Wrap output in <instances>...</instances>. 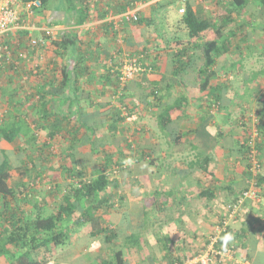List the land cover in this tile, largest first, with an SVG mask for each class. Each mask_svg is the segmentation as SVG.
I'll return each mask as SVG.
<instances>
[{"label": "crops", "instance_id": "crops-1", "mask_svg": "<svg viewBox=\"0 0 264 264\" xmlns=\"http://www.w3.org/2000/svg\"><path fill=\"white\" fill-rule=\"evenodd\" d=\"M100 1L101 6L103 4L111 6L108 14L102 19L97 17L79 27L73 24L74 17L65 12L67 0H52L53 6L48 10L42 13L34 11L29 17L26 3L21 1L17 5L24 22L28 23L27 26H32V29H15L4 36L5 40L10 41L13 53L11 59L15 62L14 65L0 64V115L2 112H5L6 116L8 113L21 114V110H27L30 119L38 116L41 108L47 107L52 112L67 110L69 101L67 96L71 97L73 93L67 92V88L63 90L64 67L67 66L71 77H74V64L84 57L85 52L88 72L81 76L79 97L82 100L89 97V101L97 103L94 104L96 111L104 108L105 103L111 102L114 96L113 79L111 82L105 81L102 75L106 69L112 72L115 68L111 66L116 60L113 58L115 51L138 53L155 43L160 47L156 52L161 53L160 57L163 58L161 49L164 41L160 40L158 30L160 28L148 32L145 25L124 24L125 22L119 18L124 11L118 13L115 10L122 5L128 6V9L131 4H134L132 7L141 5L137 14L153 16L155 22L157 19L154 18V14L159 13V7L164 8L171 6L172 3H178L180 8L183 0ZM220 2L194 0L202 17L219 22L220 18L216 17L215 12ZM223 3L225 2H221L220 5ZM33 7L36 6L33 5L32 10ZM262 13L253 16L252 23L247 25H244L245 17L237 15L234 22L229 25L228 29L235 32V42H231L228 52L220 56L213 65L216 76L211 79L210 86L219 87L217 92L199 91L195 88L193 85L199 84V77L191 75V70L182 74V77L187 79L185 84L180 82V78L176 79L177 77L174 78L172 75L166 77L160 72L163 70V65L162 68L160 66L161 61L158 63L161 79H167L173 85L170 89L171 94L176 96L184 93L188 102L181 114L179 113L177 130L179 139H174V133L170 135L171 137L165 135L158 127L155 131L156 138L151 145L154 144L156 152V172L137 174L129 178L128 183L136 184L139 180L141 184L139 186L143 187L141 193L143 200L139 205L142 225L139 229L131 230L144 235L142 231L144 221L149 222L150 226L145 227L155 228L154 233L156 232L159 240L168 238L171 241L173 254L178 257L175 263L197 264L196 253L208 247L209 235L215 228L220 227L219 225L225 224L233 230V234L225 238L232 252L231 255H219L215 264H264V13ZM162 19L168 20L166 16ZM50 23L55 24L51 26ZM77 27L79 32H75ZM43 28L51 30L49 37H44L41 31ZM246 29L251 31H245ZM254 30H258V34ZM150 33L153 34L154 40L147 37ZM63 34L76 35L79 39L76 46H71L68 50L62 48L56 50L52 41L60 39ZM249 36L253 40L244 44V39ZM259 36L261 38L257 41ZM43 37L44 43L34 48L28 46L29 39ZM116 45L120 51L115 49ZM248 57H251L250 62L246 61ZM197 64H201V61H197ZM80 70L78 67L77 73H81ZM214 100H219L220 108L215 114H211L208 111V104ZM86 109L88 108L85 107ZM145 111L147 110L141 112L143 116ZM255 120L260 133V140L255 147L256 159L260 165L258 173L261 175L260 179H255L260 200H246L236 212L231 213L227 207L235 197L248 188L249 167L252 166L247 155L240 152L238 143L245 137V131ZM31 126L34 128L35 124ZM141 146L149 148L146 143L141 142ZM150 150L153 155L152 149ZM205 155L208 157L207 172L201 168L206 159ZM129 186L133 187L129 184L126 187ZM134 193L129 196V200L125 195V202L130 201L132 204L135 200V196L132 197ZM145 193L149 194L145 196ZM152 197L157 198V207L154 211L150 201ZM125 209L129 212L127 208ZM144 210L147 214L154 213V217L146 218ZM242 230H245L246 234L242 233ZM147 238L151 242L155 237L150 235ZM129 259H133L134 263L144 264L136 253ZM156 264H165V261Z\"/></svg>", "mask_w": 264, "mask_h": 264}, {"label": "trees", "instance_id": "trees-1", "mask_svg": "<svg viewBox=\"0 0 264 264\" xmlns=\"http://www.w3.org/2000/svg\"><path fill=\"white\" fill-rule=\"evenodd\" d=\"M21 1H38L39 6L33 7V12L36 13H42L52 7L51 0ZM220 1L225 3L218 4V11L216 10L217 14L215 15L220 18L221 22L202 17L194 0H183L181 4L183 6L180 5V8L183 9L180 18L176 20V24H173L172 28L167 29L170 33L167 38H164V46L161 49L164 54L163 58L161 59V53L156 52L160 50V47L155 43L151 47H147L145 52L128 53L131 57L137 56L138 63L145 70L139 71L123 85L120 83V70L117 68L121 64L117 56L119 52L115 51L113 58L116 60L111 64L115 68L112 72L106 69L102 76L105 81L111 82L113 79V94L117 96L116 100L124 109L107 102L105 109L101 107L96 111L94 104L97 105V103L89 101V97L80 99L79 82L81 76H85L88 72V64L85 60L87 52H85L84 57L74 64V77H71L68 67H64L63 86L65 88L63 87V90L67 88V92L73 93V98L67 96L69 99L67 110L60 109L52 112L47 107L41 108L38 116L30 119L27 116V110H21V114L6 116L0 125V142L12 144L18 139H22V145L26 147L23 146L20 150L27 149V145L32 144L31 147L40 150V154L33 158L31 151L26 155L23 153L20 155L14 149L12 151L0 149V264H49V253L69 245L73 236L86 234L99 238L101 244H104L105 249L111 253L97 258L90 264H141L134 263L133 259H129L134 253L140 257L144 264H156L161 261H165V264H178L175 263L178 261V257L173 254L171 241L168 238L159 240L156 232L148 231L147 235H143L141 232L127 227L130 220L128 211L124 207L126 199L121 192L125 178L118 177L116 172L125 167L126 159L130 155L113 147V152L116 153L111 152V149L110 152L105 153L102 164L93 172L85 165L79 168L76 157L82 152L81 149L79 150L80 144L93 145V149L90 150L92 152L97 151L98 146L101 150H105L106 146H111L115 140L111 142L108 138L106 141L100 139L97 141L99 135L96 133H100L102 128H105L108 135L114 136L119 125L126 119L136 121L138 118H142L143 110L153 109L157 127L165 135L170 136L174 133V139H179L180 135L177 132L179 115L188 102V98L184 93L173 96L170 91L172 83L167 79L162 80L160 74L162 73L166 77L172 75L174 78L177 77L176 79L180 78V82L185 84L187 79L182 77V74L191 70L192 72L189 71L191 75L199 77V84L193 85L195 88L199 91L217 92L219 87L210 86L211 79L216 76L213 65L216 64L220 56L228 52L231 42H235V32L228 29L229 25L234 22L235 16L246 13L248 5L252 2H256V6L254 11L245 17L244 25L251 24L253 16L259 12L264 13V0ZM67 2L65 12L74 17L73 24L78 27L97 17L104 18L108 14V9L111 8L106 4L101 6L100 0H95L93 3L91 0H67ZM133 5L131 4L129 7L131 8ZM169 7H164L162 18L165 17V10H169ZM126 9L128 6L122 5L115 11L121 13ZM123 22L136 26L154 24L153 16L145 17L139 14L137 21ZM54 24L50 23L49 25ZM78 27L75 28V32H79ZM159 28L161 27L159 26ZM164 29L166 27L161 28L162 31ZM159 35L161 36L162 32ZM77 40L79 41L76 35L63 34L60 39L53 40L52 44L56 50L61 48L68 50L71 46H76ZM5 42L12 52L10 41L5 40ZM39 44L41 43L31 46L30 39L28 41V46L32 48ZM115 49L120 51L118 47ZM198 58L201 64H197ZM159 61H161V68L163 65L161 73L159 72ZM78 67L81 68L79 71L81 73H77ZM210 95L216 97L214 94ZM166 97H168L167 100H165ZM132 102L134 105L131 106ZM61 103L64 104V102ZM212 103H219L220 106L219 100H214L208 104V111ZM73 107L74 109H72ZM85 107L88 109L83 111ZM31 124H35V127L33 128ZM85 127H87L86 130L83 129ZM79 128L82 129L77 130ZM37 132L39 134L44 132V139L42 138V141L40 139L42 144L40 146H35V143L37 144L39 141ZM56 137L62 138L68 144L64 150L58 153L60 156L59 167L65 179L61 183L56 182L46 188L45 196H31L32 191L35 190L33 185L40 183L36 180L40 179L50 183L48 175L46 178L43 174L49 169L53 170L56 166L48 163L51 152L45 156L41 154L44 147L50 146V140ZM128 142L130 141L124 139L122 144L129 147L131 145ZM238 147L240 152L247 153L246 146L240 141ZM138 148L141 158H150L151 150L149 148L141 145ZM200 152L202 153V151ZM204 159L205 162L201 168L207 172L208 157L205 155ZM153 162L151 159L150 163ZM14 170L20 176L19 179L14 178ZM111 171L115 173L112 177L110 176ZM127 171V175H130L129 169ZM24 174L32 180H22ZM260 176L258 173L255 179L257 180ZM249 177L251 178V174ZM136 183L138 184L139 180ZM206 193L204 194L206 195ZM48 196L55 200L52 209L49 208L51 200L44 199ZM208 198L210 199V197ZM237 198L235 197L231 204L235 203ZM150 201L153 206L152 211H154L157 207V198L152 197ZM112 209L120 214L117 223L110 218ZM144 213L147 214V211L144 210ZM219 226L221 227L222 224ZM214 232L209 237L207 244L211 243L212 238L217 235ZM241 232L246 234L245 230ZM232 234L233 230L229 227L220 230L219 236L213 242L214 249L223 251L228 248L230 244L225 241V238ZM150 235L155 237L151 242L147 238ZM198 253L199 251L196 254ZM246 257L250 259L248 255ZM148 259L151 260L148 261Z\"/></svg>", "mask_w": 264, "mask_h": 264}, {"label": "rangeland", "instance_id": "rangeland-1", "mask_svg": "<svg viewBox=\"0 0 264 264\" xmlns=\"http://www.w3.org/2000/svg\"><path fill=\"white\" fill-rule=\"evenodd\" d=\"M50 5L53 6L52 0L50 2ZM183 6V5H181ZM256 6V2H252L250 5H248L247 8V12L243 13V14H239V12H236L237 14H239L242 17H246L247 15H249L250 12L254 11V8ZM227 7H229V5H227ZM179 9V4L178 3H172V5L169 7L168 12H166V19L168 20H164L162 19V13L164 11L163 7H159L158 11L159 13H155L154 14V18L157 19V21L154 22V24H151L150 26H147V30L148 32H151L152 30H155L157 27L159 28V26L161 28L166 27V29H164L166 32H163L160 29H158L160 32L162 31V35L160 36L162 38V40L164 41V38H167L168 34L170 33V31H167L168 28H172L173 24H176V20L177 18H180L181 14L178 12ZM228 9V8H227ZM229 11V10H228ZM261 12H259L258 14H260ZM263 14V13H262ZM145 30V28H143ZM15 30V29H12ZM245 31H251L250 29H246ZM258 30H254L255 33H257ZM242 34V33H241ZM245 35V33H243ZM258 34V33H257ZM153 34L150 33L148 34V38H152L153 39ZM146 36V34H145ZM261 38V36H259L257 38V41H259V39ZM154 40V39H153ZM253 39L251 38V36L246 37L244 39V44H248L251 43ZM159 43V41H158ZM248 55V54H246ZM149 56H151L149 54ZM251 56V55H250ZM250 58L248 57V59L246 61L250 62ZM149 60V59H148ZM171 78V76H170ZM71 98H73L71 96ZM117 96H113V99L111 101L112 104H115L116 107H120L121 109H124L123 106L118 102V100H116ZM23 103V102H22ZM30 105H32V103H30ZM134 105V103H131V106ZM25 106V104H24ZM84 108V107H83ZM83 111H86L85 109H83ZM123 111V110H122ZM152 111L154 110H147L144 113V116L142 118H138L136 121L132 120H128L126 119V121L122 124L119 125L118 131L115 133L114 136H110L107 133V130L105 128H102L100 133H96L99 136L97 137V141L100 139L101 141L104 140L106 141L108 138L109 140H111V142L115 140V143H111V146H106L105 150H101V148H97V151L92 152L90 151L91 149H93V145L91 144H80L79 145V150L81 149V153L77 154V166L80 168L81 166L85 165L88 166L89 169L93 172L94 169H96L97 167H99L102 162H103V157L104 155H106L105 153L113 152V147H116V149L118 150H123L125 152H127V155H130V157H128L126 159V162L124 164L121 171H117L116 175L120 178H125V182L122 183V189L121 192L122 194L125 196H128V200H129V196H131L132 193H134L135 195H133L132 197L135 198V200L132 202V204L130 203V201L125 202V208H127V210H129L128 212V218L130 220V229H139V226L142 225L141 222V208H140V201L143 200V198L141 197L143 194H141L143 192V187L139 186L140 183H128L129 178H131V176H135V175H139V174H147V173H151L154 174L156 172V164H155V159H156V152H154L155 147L153 145H151L153 143V141L155 140V134H156V130H157V126H156V119L154 117V115L152 114ZM86 113V112H85ZM216 112H214L215 114ZM12 113H8V115H11ZM23 114V113H22ZM0 123H2V121H4V119H6V113L2 112L0 115ZM82 128H79L77 130H80ZM84 130L87 129V127L83 128ZM92 129V128H91ZM33 132V131H32ZM38 133V132H37ZM39 134V133H38ZM42 138L44 139V134L40 133L38 136V143H35L36 145H42L40 142L42 141ZM243 137H241L242 139ZM41 139V141H40ZM126 139L131 146H126L124 144H122V141ZM22 139H18L16 142L12 143V144H7L4 141L0 142V149H6V151H12L14 149V151L17 154L23 153L24 155H26V153H30V151L33 153L32 157H38L40 154V150L35 149V147H31L32 144L27 145V149H23L20 150L21 147H23L24 145H22ZM50 146L48 148L44 147V151L41 155H47L48 153L51 152V157L48 160V163L50 165L56 166L53 170H47L45 172V174H43V176L48 175V179H50V183L47 182H43L40 179L36 180V181H40V183H37V185H33V187L35 188L34 191H32L33 193H31V196H45V194L47 192H45V189L48 188L51 184H54L56 182H63L65 177H63L62 175V170L59 167L60 165V156H59V152H61L62 150H64L67 147V142H64V140L60 137H56L53 140H50ZM142 143H146L147 146H149L150 149H152V154L150 155L149 159H143L139 156V148L138 146L141 145ZM22 145V146H21ZM151 145V146H150ZM38 146V147H39ZM26 147V146H24ZM116 150V151H117ZM116 153V152H113ZM155 153V154H154ZM55 155V156H54ZM24 158V157H23ZM0 159H1V152H0ZM153 159V163H150V160ZM125 168V169H124ZM127 169H129V171L131 172L130 175H127L128 171ZM113 171V170H112ZM111 171V177L115 174L114 172ZM14 178L17 179L18 177L20 178V176L18 175L17 171L14 170ZM128 176V177H127ZM142 176V175H141ZM18 178V179H19ZM47 178V176H46ZM22 180L24 181H31L32 179L28 178V176L24 174V177L22 178ZM69 181V180H68ZM131 185L133 187H126L127 185ZM141 185V184H140ZM148 188V187H146ZM32 190V189H31ZM41 192V193H40ZM149 193H145V196L148 195ZM139 196V197H138ZM51 197H44L45 200L49 199L51 200L50 204H49V208L52 209V207H54V201L50 199ZM34 199V198H33ZM57 200V199H56ZM145 217V215H143ZM154 217V215L152 216L151 214H148L146 216L147 217ZM120 217V214L116 211H114L113 209L111 210V214H110V218L114 221V222H118ZM144 226L142 227V231L144 232V235L147 234L148 231H155L154 229H150V228H146L149 225V222L144 221ZM146 226V227H145ZM128 227V226H127ZM128 227V228H129ZM146 228V229H145ZM122 236V234H121ZM210 237L212 235H209ZM205 248L201 249L199 251L200 252H204ZM107 254H111L109 253L108 250L105 249L104 244H101V242L99 241V238L97 239L96 237H92L89 234L86 235H76L75 237L73 236L71 238V243L69 245L60 247L57 249L56 252L53 253H49V258H48V263L49 264H90L93 263L94 260H96L99 257L105 256ZM135 255V253H134ZM197 255V254H196ZM195 255V256H196Z\"/></svg>", "mask_w": 264, "mask_h": 264}, {"label": "built area", "instance_id": "built-area-1", "mask_svg": "<svg viewBox=\"0 0 264 264\" xmlns=\"http://www.w3.org/2000/svg\"><path fill=\"white\" fill-rule=\"evenodd\" d=\"M95 0H92L94 2ZM21 2V0H0V63L12 64L14 65L15 61H12L9 46L6 44L4 36L7 32L11 31L12 29H32V26H27L28 23H25L21 14L17 8V5ZM26 3L27 7V15L28 17L32 15L33 10L32 6H39L38 1H28L23 2ZM141 5H136L132 8L127 9L122 14L119 15L120 20L126 22H134L138 20V10ZM183 11L182 8L179 9L181 13ZM27 29V30H28ZM43 32L44 37H49L51 35V30L48 28L41 29ZM43 38H31L30 44L34 46L38 43H44ZM119 58V62H121L120 66L117 67L120 70V83L123 85L127 80L132 78L135 74L139 71H144L145 68L138 63L137 56H129L126 52H119L117 54ZM120 56V57H119ZM218 110V103H212L209 108V112L212 114ZM256 122V120H255ZM250 126L247 131H245V137L240 141L246 146V155L249 159V162L252 163L250 166V174L251 178H249V186L247 189L243 190L241 194L238 196L237 200L233 204L228 205V209L231 213L237 211V209L246 201V200H253L259 201L260 195L258 190L256 189V181L255 177L260 169V165L256 159L257 151L255 149L256 143L260 140V133L258 131V124L257 122ZM225 224L221 227L215 228V232H220V230L225 229ZM218 233L215 237L212 238V242L208 247L205 248L204 252H200L195 256V262L197 264H215L217 259V255L221 254H229L231 255V248H225L223 251L215 250L213 246V242L216 241Z\"/></svg>", "mask_w": 264, "mask_h": 264}, {"label": "clouds", "instance_id": "clouds-1", "mask_svg": "<svg viewBox=\"0 0 264 264\" xmlns=\"http://www.w3.org/2000/svg\"><path fill=\"white\" fill-rule=\"evenodd\" d=\"M179 11V10H178ZM220 106H219V103H218V110H219ZM213 114V113H212Z\"/></svg>", "mask_w": 264, "mask_h": 264}]
</instances>
